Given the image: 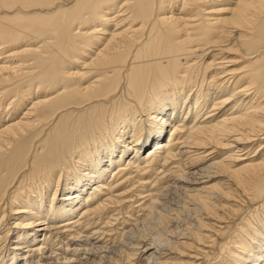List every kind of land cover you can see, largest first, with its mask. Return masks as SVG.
Listing matches in <instances>:
<instances>
[{
	"label": "bare ground",
	"instance_id": "1",
	"mask_svg": "<svg viewBox=\"0 0 264 264\" xmlns=\"http://www.w3.org/2000/svg\"><path fill=\"white\" fill-rule=\"evenodd\" d=\"M46 255L264 264V0H0V264Z\"/></svg>",
	"mask_w": 264,
	"mask_h": 264
},
{
	"label": "rangeland",
	"instance_id": "2",
	"mask_svg": "<svg viewBox=\"0 0 264 264\" xmlns=\"http://www.w3.org/2000/svg\"><path fill=\"white\" fill-rule=\"evenodd\" d=\"M126 185H128V184H126ZM169 199H171V200H178V196H177V194L175 193V192H173V191H170L169 193H168V196H167ZM139 203L137 202L135 205L137 206ZM34 258V257H33ZM35 259L36 258H34L33 260H32V262L33 263H35ZM48 263H45V264H54V256H53V258L52 257H47V255H46V257L44 258ZM41 264V263H40ZM43 264V263H42Z\"/></svg>",
	"mask_w": 264,
	"mask_h": 264
}]
</instances>
